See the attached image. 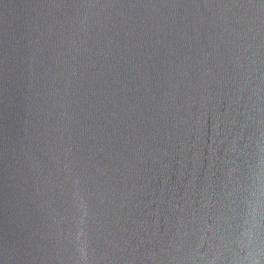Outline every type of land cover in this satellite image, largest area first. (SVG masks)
<instances>
[{
	"label": "water",
	"instance_id": "water-1",
	"mask_svg": "<svg viewBox=\"0 0 264 264\" xmlns=\"http://www.w3.org/2000/svg\"><path fill=\"white\" fill-rule=\"evenodd\" d=\"M0 264H264V0H0Z\"/></svg>",
	"mask_w": 264,
	"mask_h": 264
}]
</instances>
